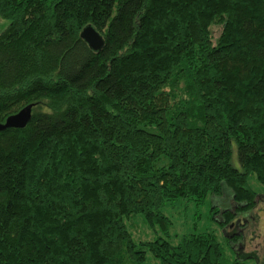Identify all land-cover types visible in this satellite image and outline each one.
<instances>
[{"label": "trees", "instance_id": "1", "mask_svg": "<svg viewBox=\"0 0 264 264\" xmlns=\"http://www.w3.org/2000/svg\"><path fill=\"white\" fill-rule=\"evenodd\" d=\"M0 16V122L32 104L0 131V264H244L211 229L174 242L162 208L229 194L224 228L255 206L264 0H0ZM137 217L166 237L136 239Z\"/></svg>", "mask_w": 264, "mask_h": 264}, {"label": "rangeland", "instance_id": "2", "mask_svg": "<svg viewBox=\"0 0 264 264\" xmlns=\"http://www.w3.org/2000/svg\"><path fill=\"white\" fill-rule=\"evenodd\" d=\"M7 23L8 21L0 16V31ZM212 32L216 36L219 32V27L213 26ZM231 163L238 167L235 146H233L232 150ZM248 183L257 192V196L255 198V206L239 215V219H244V223L241 226L243 234L240 239L230 236L233 229L229 228V224L221 228L220 215L213 214V205L219 207L221 211L226 208H234L229 194L221 196L219 200L208 196L200 204L180 197L167 201L162 211L171 221L168 234L175 242L184 234L211 229L216 233L225 254L229 256L230 262L235 256H238L244 264H264V186L256 180L254 174L249 175ZM137 218L131 228L136 239H152L157 236L166 237L162 227L156 225L149 228L139 217Z\"/></svg>", "mask_w": 264, "mask_h": 264}, {"label": "water", "instance_id": "3", "mask_svg": "<svg viewBox=\"0 0 264 264\" xmlns=\"http://www.w3.org/2000/svg\"><path fill=\"white\" fill-rule=\"evenodd\" d=\"M80 36L93 50H98L103 45L102 37L90 25L82 29ZM31 109L32 104L29 103L7 116L3 122H0V131L7 128H23L31 118Z\"/></svg>", "mask_w": 264, "mask_h": 264}, {"label": "flooded vegetation", "instance_id": "4", "mask_svg": "<svg viewBox=\"0 0 264 264\" xmlns=\"http://www.w3.org/2000/svg\"><path fill=\"white\" fill-rule=\"evenodd\" d=\"M244 223V219L236 218L229 224V228L233 229L230 236H238L243 234V228L241 227ZM240 225V226H239Z\"/></svg>", "mask_w": 264, "mask_h": 264}]
</instances>
